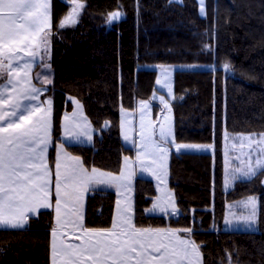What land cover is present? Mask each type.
<instances>
[{
  "label": "trees",
  "instance_id": "trees-1",
  "mask_svg": "<svg viewBox=\"0 0 264 264\" xmlns=\"http://www.w3.org/2000/svg\"><path fill=\"white\" fill-rule=\"evenodd\" d=\"M79 23L56 32L70 4L52 0L53 32L49 63L52 84L44 95L53 100V159L61 138V117L79 98L92 122L91 143L63 141L88 168L119 171L125 154L135 149L123 142L120 106L133 108L149 98L157 68L151 63L183 64L173 70L174 139L213 143L212 151H176L168 161V185L178 207L171 213H149L157 193L152 178L137 175L133 183V222L141 228L193 229L202 245L204 264H264V172L237 179L225 189L224 131L264 130V0H85ZM119 5V7H118ZM124 15L106 22L109 12ZM209 45V49H205ZM230 63L233 71L223 65ZM188 64V65H185ZM105 121L109 122L104 127ZM258 195L255 229H224L227 203ZM116 193L94 187L86 198L84 226L111 227ZM24 230L0 228V264H51L53 208L30 214Z\"/></svg>",
  "mask_w": 264,
  "mask_h": 264
},
{
  "label": "snow or ice",
  "instance_id": "snow-or-ice-1",
  "mask_svg": "<svg viewBox=\"0 0 264 264\" xmlns=\"http://www.w3.org/2000/svg\"><path fill=\"white\" fill-rule=\"evenodd\" d=\"M70 4V10L56 25V32L74 28L87 7L85 0H61ZM182 3V0H169ZM200 14L206 16L205 0H199ZM119 7V5H118ZM122 11L109 12L107 23L117 21ZM53 32L52 0H0V228L24 230L38 210L52 207L50 201L52 174L47 153L51 142L52 100L42 99L50 78L51 65L45 57L50 54ZM209 49V45L204 46ZM38 61V64H37ZM35 66L45 72L33 76ZM226 72L233 71L230 63L223 65ZM35 81L39 82V87ZM157 84L168 86L167 76ZM75 107L63 118L64 140L76 143L92 142L90 122L83 116L82 105L71 98ZM161 102L167 107L163 97ZM149 105L140 102V142L136 143L124 130L125 141L138 149L144 171L150 172L161 183V170L165 168L171 128L160 124L159 138L155 125L145 122L144 112ZM109 122L105 121L104 127ZM240 141L239 149L233 143L232 151L238 152L228 160L225 185L241 177L251 180L264 172V133L233 137ZM55 171V225L52 229L51 264H204L202 245L191 239L193 229L141 228L133 223L129 192L134 173L126 172L128 157L119 175L93 167L89 171L79 156L65 151L64 143L57 146ZM191 147L177 145V148ZM238 161V166H233ZM96 185L115 186L118 195L117 212L110 228H87L83 223L82 193ZM123 190V191H121ZM248 215L241 217L254 223L256 198L247 197L238 202ZM232 207V206H230ZM147 212H171L178 209L170 193L157 196ZM226 223L231 221L226 217ZM69 233L74 241L68 239ZM233 252H226L227 264H233ZM224 264V260L220 261Z\"/></svg>",
  "mask_w": 264,
  "mask_h": 264
},
{
  "label": "rangeland",
  "instance_id": "rangeland-1",
  "mask_svg": "<svg viewBox=\"0 0 264 264\" xmlns=\"http://www.w3.org/2000/svg\"><path fill=\"white\" fill-rule=\"evenodd\" d=\"M198 2H199V0H198ZM70 7H71V5L69 6L68 11L70 10ZM199 8H201L200 3H199ZM51 49H52V42H51ZM50 56H51V50H50V54L45 57V59L48 63H49ZM149 65L157 68V71H158L157 77H156V82H155V89H154L152 95L149 98L138 100L136 105L133 108L124 107L122 105L119 108V128H120L121 137H122V140L125 144L131 145L132 147H134V149H135L134 155L131 156V155L125 154L123 156V159H122L121 167H120L119 171H116V172L107 171V170L95 167L97 169H100L101 171L111 172L114 175H119L121 168L125 165L124 158L128 157V161H127L128 167L126 169V172L134 173V175L132 176V179H131V186H130L131 191L129 192V196L131 198L130 202L132 205V212H133V183H134V179L137 175L147 176V177H150L153 179L155 186H156V190H157V193L154 196V199L157 196L162 195L164 192H167V193L171 194L172 198L175 201L173 190L168 185V161H169V155H170L171 149H174L176 151H212L213 147H214L212 142H209V143L180 142V141H176L174 139L173 114H172V109H171V101L174 99V95H173V70L177 67H180L183 64H179V63H151ZM185 65H188V64H185ZM37 73H40L41 75L45 74L44 70L40 67H38L36 74ZM52 75H53V72H52V68H51V72H50L51 80H52ZM165 75L167 76V83H168L167 87H164L161 84H157V80L158 79L163 80ZM48 96H50V95H48ZM161 97H163L164 100L167 101V107L165 106L164 103L161 102V99H160ZM71 98H75L76 100L79 101L80 105H82L83 116L87 118V121L90 122V124H91V128L94 130L92 122L90 121V119H89V117L85 111V108H84L82 101L79 98H77L76 96H71ZM141 101L148 102L149 107L144 112V120H145V122L151 120L154 123V125H155V129H154L155 137L157 139L159 138V129H160L161 123H166L171 128V134L168 137V142L161 145L163 148L167 149L166 161L164 162L165 168L163 170H161V177H162L164 183H161L150 172L143 170L142 165L148 163L149 162L148 159L145 158L142 160L141 158H138V156H137L138 149L131 142V140L125 141L124 137L122 135L121 123L123 122L124 123V130L130 135V137H132V139H134L136 141V143L140 142L139 133H140V124H141V109H140V102ZM74 107H75V105L72 102V108L70 110L65 111L61 117V138L63 141H66V140H64V127L62 126L63 118H64L66 113L71 114L73 112ZM93 133H94V131L92 132V138H93ZM253 133H256V132H229L227 130L224 131V135H223L224 136V141H223L224 182H223V186L225 189H229L231 186H233V184L236 181L235 180V181L230 182L227 186L225 185L226 170L228 168L227 162L229 159L233 158L234 156H236L238 154V152L232 151L233 143H235L237 149H239V147H240V141L239 140L234 141L233 137H237L240 135L247 136V135L253 134ZM257 133H264V130L261 132H257ZM63 141H58L56 143V146L58 144L62 143ZM66 142H74V141H66ZM83 143H88V142L85 141ZM177 145H188L191 147H181L178 149ZM56 150H57V147H56ZM238 163H239L238 161H235L233 166H238ZM241 178H243V177H241ZM241 178H239V179H241ZM113 190H115V193H116V198H115V203H114V213H113V216H114L117 212V200L123 199V197L118 195L117 188H115ZM121 191H123V190H121ZM87 195H88L87 191L82 193V196H83L82 204L83 205L86 202ZM249 196L255 197L256 202H257L255 222L251 223V224L246 223L243 219H241V217L248 215V213L238 203V202L245 200ZM53 199H54V207H53V210H54L55 209V191H54ZM152 205H153V201H152L151 205L149 206V208H147V209L152 208ZM175 206H176V208H178L176 203H175ZM230 206H232V207H230ZM84 211H85V208H84ZM257 213H258V195L257 194L251 193V194L243 196L239 199H235L233 201H230L227 203V206H226V211H225L224 220H223V228L224 229H255L256 228V220H257ZM226 217L228 218V220L231 221L230 224L225 222ZM54 219H55V210H54Z\"/></svg>",
  "mask_w": 264,
  "mask_h": 264
},
{
  "label": "crops",
  "instance_id": "crops-1",
  "mask_svg": "<svg viewBox=\"0 0 264 264\" xmlns=\"http://www.w3.org/2000/svg\"><path fill=\"white\" fill-rule=\"evenodd\" d=\"M37 64H38V61H37ZM38 67H39V66H35V67H34V70H33V76L36 75V71H37ZM34 83H36L38 87L40 86L38 81H35V80H34ZM46 88H47V86H46ZM49 98H51V97L48 96V95H43V96H42V99H45V100H46V99H49ZM51 100H52V98H51ZM52 106H53V100H52ZM51 144H52V131H51V142H50V144H49L48 153H47V159H48L49 168H50V170H51V174H52L51 192H50V201H51L52 207H50V208H53V207H54V199H53V195H54V191H55V171H56L55 165H56V160H57V150H55V154H54V157H53V160H52V158H50V154H49ZM65 151L68 152L71 156H78V155H76V154H73V153L69 152V151L66 150V149H65ZM84 166H85V165H84ZM85 168H87L89 171H91V169H92L93 167H92V168H88V167L85 166ZM94 187H102V188H110V189H115V188H116L115 186H108V185H96V186H94ZM94 187H92V188H94ZM92 188H90L87 192L89 193V191H90ZM153 201H154V199H153ZM175 203H176V202H175ZM82 205H83V204H82ZM84 208H85V203H84V205H83V207H82L83 220H84ZM148 208H149V207H148ZM42 209H43V208H42ZM177 209H178V208H177ZM150 213H160V212H150ZM169 213H171V212H169ZM162 214H163V213H162ZM132 216H133V212H132ZM133 223H134V222H133ZM85 227H86V226H85ZM87 228H89V227H87ZM108 228H110V227H108ZM52 229H53V228H52ZM52 229H51V235H50V244H51V241H52ZM171 229H172V228H171ZM67 238L70 239V240H73V241H74V237L72 236L71 233H69V235H68ZM191 239H192V238H191ZM50 258H51V252H50Z\"/></svg>",
  "mask_w": 264,
  "mask_h": 264
}]
</instances>
